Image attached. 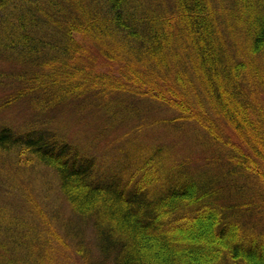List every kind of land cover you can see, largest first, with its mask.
I'll return each instance as SVG.
<instances>
[{
    "label": "trees",
    "instance_id": "16d2710c",
    "mask_svg": "<svg viewBox=\"0 0 264 264\" xmlns=\"http://www.w3.org/2000/svg\"><path fill=\"white\" fill-rule=\"evenodd\" d=\"M3 71L12 100L33 90L44 105L86 92L156 100L215 145L153 192L151 161L141 176L100 178L92 154L51 127L0 122V149L56 171L111 264H264V0H0ZM187 212V224L167 225ZM200 228L209 233H191ZM24 250L0 239V264H30ZM40 252L31 264H46Z\"/></svg>",
    "mask_w": 264,
    "mask_h": 264
},
{
    "label": "rangeland",
    "instance_id": "374dc122",
    "mask_svg": "<svg viewBox=\"0 0 264 264\" xmlns=\"http://www.w3.org/2000/svg\"><path fill=\"white\" fill-rule=\"evenodd\" d=\"M76 36L80 38L81 35ZM6 67L10 69V65ZM0 74L6 76L7 72ZM80 81L76 85L66 84L59 92L88 80ZM4 94L0 87L1 124L10 123L19 132L33 127H51L81 151L92 154L96 164L94 174L100 178L119 173L125 179L138 177L146 170H142L145 161H151L149 173L156 179L148 188L153 192L164 190L174 177H178L180 169L177 166L181 161H209L215 147L203 143L202 130H196L195 123L178 121L175 118L178 111L153 103L156 100L122 93L99 92L96 95L86 92L85 97L68 104L44 105L47 99L38 91L13 100ZM159 146L167 148L161 151ZM25 156L16 150L0 149L1 241L18 240L25 249L22 253L25 258H34L30 259V264L38 257L43 258L42 254L38 256V251L47 257L46 264H111L98 250L93 223L81 219L70 208L56 171ZM141 162V169L126 175L129 166L133 170ZM218 167L222 169L221 164ZM152 176L148 175V180ZM128 183L133 186L134 181L131 179ZM187 217L191 215L183 213L181 218L176 221L173 218L171 225L170 222L167 225H185ZM202 220L198 222H207ZM211 228L213 231L214 226ZM200 229L202 231L198 232L193 229L191 233L202 237L210 230ZM201 237L200 242L203 241ZM239 241L244 244L248 238L241 236ZM145 252L152 254L147 249Z\"/></svg>",
    "mask_w": 264,
    "mask_h": 264
}]
</instances>
